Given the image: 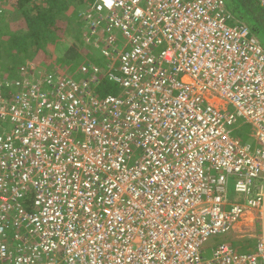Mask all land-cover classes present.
I'll return each mask as SVG.
<instances>
[{"label":"built area","instance_id":"2783aa9c","mask_svg":"<svg viewBox=\"0 0 264 264\" xmlns=\"http://www.w3.org/2000/svg\"><path fill=\"white\" fill-rule=\"evenodd\" d=\"M91 10L103 72L54 79L27 60L6 100L0 80V264H264L257 36L224 0ZM104 78L116 94L96 95ZM243 125L245 140L233 135ZM244 220L251 250L205 256L210 236Z\"/></svg>","mask_w":264,"mask_h":264},{"label":"trees","instance_id":"16d2710c","mask_svg":"<svg viewBox=\"0 0 264 264\" xmlns=\"http://www.w3.org/2000/svg\"><path fill=\"white\" fill-rule=\"evenodd\" d=\"M94 0H0V80L2 99L12 96L15 88L6 85L20 75L19 67L27 60L37 63L55 79L56 73L83 80L90 77L91 65H99L90 57L82 41L72 39V32L81 21L86 24L82 32L85 45L94 47V32L90 31V17ZM229 22L248 25L264 47V7L258 0H224ZM70 33L68 34L67 32ZM95 48V47H94ZM96 49V48H95ZM98 51V49H96ZM99 52V51H98ZM101 54V53H100ZM104 61L106 57L104 56ZM87 66L82 72L81 66ZM97 96L116 94L115 83L104 78L93 86ZM247 125L235 129L237 136L245 140ZM245 247L248 251L253 247Z\"/></svg>","mask_w":264,"mask_h":264},{"label":"rangeland","instance_id":"374dc122","mask_svg":"<svg viewBox=\"0 0 264 264\" xmlns=\"http://www.w3.org/2000/svg\"><path fill=\"white\" fill-rule=\"evenodd\" d=\"M80 27L77 28L74 32H72V39L74 40H78L79 39L82 41L83 45L86 47L87 51H90V57L94 60H98L99 62V66L101 71L103 72V70L105 69V65H104V56L100 54V52H98L94 47L90 46V45H85L83 42V37H82V32L85 30L86 28V24L81 21ZM68 34L70 33L67 32ZM259 39H263V35L260 33L259 34ZM259 40V41H260ZM261 43V41H260ZM262 44V43H261ZM43 67V66H42ZM45 68V67H44ZM98 78H102V73H99L97 75ZM79 81V80H76ZM234 136L237 137V132L233 133ZM229 190L230 193L233 190V183L232 180L230 179V183H229ZM233 200H241L242 196L241 194L239 195H234L232 197ZM245 222L247 220H244ZM258 218L256 221V225L258 226ZM247 225H251V221H248L246 223H243V221L239 224V226L237 225L236 228L234 230H230L227 233H219V234H215L210 236L207 241L204 244V252H205V256H210L213 249L221 244V243H228L235 251L237 252H243L245 249V247H248L249 244H252V241L250 242V239H255L253 237H251V235H249L250 232V228H252L253 226H247ZM254 241V240H253Z\"/></svg>","mask_w":264,"mask_h":264},{"label":"bare ground","instance_id":"6f19581e","mask_svg":"<svg viewBox=\"0 0 264 264\" xmlns=\"http://www.w3.org/2000/svg\"><path fill=\"white\" fill-rule=\"evenodd\" d=\"M263 45V44H262Z\"/></svg>","mask_w":264,"mask_h":264}]
</instances>
